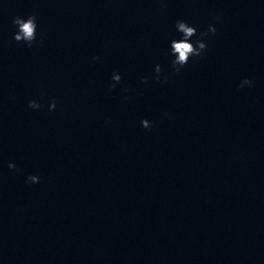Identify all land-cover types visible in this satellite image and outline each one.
<instances>
[{"label": "clouds", "instance_id": "clouds-1", "mask_svg": "<svg viewBox=\"0 0 264 264\" xmlns=\"http://www.w3.org/2000/svg\"><path fill=\"white\" fill-rule=\"evenodd\" d=\"M220 17H217L219 22ZM12 24L15 27L16 31L13 33V38L17 43L24 44L27 48H32L34 43L42 44L43 41H37V16L35 14L28 15L26 18L23 16H15L12 18ZM177 32L181 34L180 39H173L170 42V52L169 55L173 57L171 60V66L176 73H179L185 65L188 64L189 60L193 57H201L207 50V44L204 42L205 38L209 34H215L216 28L213 25H209L207 31H202L199 33L198 38L195 41V44L192 42V38L197 36V29L195 26L189 25L186 21L177 20L175 24ZM99 57H93V60H98ZM155 79L161 80L160 65L155 66ZM113 83L110 85L111 88H115L116 85L121 81V76L118 73H114L111 77ZM148 78H144L143 83H147ZM162 83H167V77H164L161 80ZM252 81L245 78L241 81L240 87L244 85H251ZM127 91V89H124ZM28 107L31 109H39L41 105L35 100H31L28 103ZM56 108V103L53 101L49 110H54ZM142 127L145 129H150L152 124L149 120L144 119L141 121ZM10 169H15V165L10 163ZM27 180L32 183H38L39 177L36 175H29Z\"/></svg>", "mask_w": 264, "mask_h": 264}]
</instances>
